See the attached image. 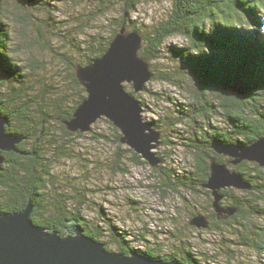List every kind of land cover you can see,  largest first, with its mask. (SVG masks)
<instances>
[{
  "label": "trees",
  "instance_id": "trees-1",
  "mask_svg": "<svg viewBox=\"0 0 264 264\" xmlns=\"http://www.w3.org/2000/svg\"><path fill=\"white\" fill-rule=\"evenodd\" d=\"M37 1L42 5L51 4L50 0ZM122 1V13L113 20V31L109 36L92 35L83 44H73L84 59L74 63L63 54V60L71 69L70 90L66 87V77L63 81L58 79V87H55L38 79V63H26L16 57L10 25L6 21L10 16L0 9V111L9 117L7 132L22 138L17 145L19 151L4 152L5 160L0 170V213L21 211L32 201L34 222L58 230L62 236L71 232L69 221L77 220L86 235L103 242L110 251L114 250L111 248L113 243L116 252L126 255L136 250L167 262L207 264L198 257L199 253L195 252L189 239L182 238L174 253H160L159 249L150 246L137 249L131 246L130 233L112 225L108 230L113 240L103 241L104 228L89 224L79 210L82 198L63 191L55 190L53 195L50 192L57 181L53 173L57 162L72 156L73 137L85 133L69 130L66 123L88 95L77 77V68L102 56L125 25L129 30H138L142 36L140 54L151 65L152 81H166L187 88L185 76L196 84V92H191L187 108H179L174 114L177 119L171 114L162 116L164 126L186 147L193 165L180 172L162 165L154 168L160 176L159 188L164 191L184 189L195 196L203 193L211 199L212 191L205 187L211 174V159L227 163L251 183L252 189L240 190L243 196L236 194L239 190L233 187L223 189L224 199L238 211L228 219H218L211 204L212 215L205 214L210 219L206 229H220L224 225L235 227L240 239L238 244L264 254V227L251 221L252 217H264V167L248 160L235 165L231 157L219 154L213 147L219 142L248 145L264 135V0H173L168 17L148 27L139 26L132 19L145 0ZM106 2L114 4L115 1H103ZM105 8L100 9L104 14L108 12ZM47 25L50 24L45 27ZM43 26L37 28L40 36L45 35ZM174 36L184 37L187 45H169V39ZM167 52L175 58L178 68L159 72L152 63ZM224 81L243 85L246 96L243 99L230 96L222 84ZM206 83L214 84L216 89L204 90ZM127 89L135 93L132 85L127 84ZM71 93L77 96L73 98ZM135 94L140 96V93ZM55 119L58 128L52 123ZM101 120L115 130L121 141V131L107 118ZM161 122L156 120L155 125L160 127ZM180 124L187 126L181 129ZM158 130L162 132V144L172 145L168 135L162 129ZM127 150L136 161L140 158L132 148ZM157 154L162 160L168 156ZM141 236L144 239L145 236ZM222 243L226 244L227 239Z\"/></svg>",
  "mask_w": 264,
  "mask_h": 264
},
{
  "label": "rangeland",
  "instance_id": "rangeland-1",
  "mask_svg": "<svg viewBox=\"0 0 264 264\" xmlns=\"http://www.w3.org/2000/svg\"><path fill=\"white\" fill-rule=\"evenodd\" d=\"M103 1L50 0V5H42L37 0H0V9L10 16L6 21L10 25L16 57L26 63H38V79L55 87H58V79L63 81L66 77V87L70 90L71 69L63 60V54L74 63L84 59L85 56H81L73 44H83L92 35L109 36L113 31V20L122 13V0H113L114 4H104ZM172 5L173 0H145L132 19L139 26L157 24L168 17ZM36 6L42 10L39 11ZM101 8L108 12L102 13ZM42 24V29L46 28L44 36H40L37 29ZM46 24L50 25L45 27ZM168 44L186 46L187 40L174 36ZM152 65L159 72L178 68L175 58L168 52ZM183 79L190 91L170 82L150 80L147 88L138 92L144 108L143 117L152 122L162 120V125L155 127L162 129L173 142L170 146L161 144L155 149L160 155H168L159 166L178 172L193 165L190 162L193 159L175 133L164 126L162 116L171 114L177 119L174 114L178 113L179 108H187L191 92H196V89L191 80L185 76ZM127 84L132 85L126 83V88ZM73 96L75 98L77 95ZM52 123L58 128V120ZM186 126L180 124L178 127L185 129ZM83 134L72 138V156L57 162L53 169L57 181L50 192L53 195L55 190L58 193L63 191L82 198L83 204L78 206L79 210L89 224L104 228L103 241L113 240L108 230L113 225L130 233L131 246L137 249L150 246L159 249L160 253H174L183 238L189 239L203 263L264 264V254L237 243L240 239L235 227L224 225L220 229L210 230L189 224L196 215H212L209 210L214 200L212 193L210 199L207 194L195 196L184 189H160V176L154 171L156 167L141 154L137 162L127 150L129 146L119 140L118 134L104 120L99 119L90 131ZM236 194L244 195L240 190ZM222 203L230 206L225 199ZM251 221L264 227V217H252ZM141 235L145 236L144 239ZM225 238L226 244L222 243ZM111 248L117 251L113 243Z\"/></svg>",
  "mask_w": 264,
  "mask_h": 264
},
{
  "label": "water",
  "instance_id": "water-1",
  "mask_svg": "<svg viewBox=\"0 0 264 264\" xmlns=\"http://www.w3.org/2000/svg\"><path fill=\"white\" fill-rule=\"evenodd\" d=\"M142 45L140 32L129 30L124 25L102 56L77 68V77L88 95L66 123L71 131L87 132L105 117L121 131L123 143L141 154L152 166L159 167L162 158L155 149L162 144V132L143 117L142 102L135 94L143 91L154 76L148 59L140 54ZM126 83L132 84L135 93L127 90ZM222 84L226 92L236 99H243L247 94L243 85L228 81ZM205 86L204 90L216 89L212 83ZM8 124L9 117L0 111V170L5 160L4 152L19 151L17 145L22 140L18 135L7 132ZM213 147L219 154L231 157L235 165L248 160L264 167V135L248 145L219 142ZM210 168L205 187L212 191L213 208L218 219H227L238 209L223 205L225 194L222 190L229 187L250 190L252 185L227 163L211 159ZM33 210L34 204L30 201L21 211L0 213V264H184L152 258L136 250L130 255L110 251L103 242L86 235L77 225V220L69 221L68 230L71 232L62 236L58 230L35 223ZM190 224L208 228L210 220L199 214Z\"/></svg>",
  "mask_w": 264,
  "mask_h": 264
},
{
  "label": "bare ground",
  "instance_id": "bare-ground-1",
  "mask_svg": "<svg viewBox=\"0 0 264 264\" xmlns=\"http://www.w3.org/2000/svg\"><path fill=\"white\" fill-rule=\"evenodd\" d=\"M208 76V75H207ZM133 87V86H132ZM180 89V88H179ZM162 121V120H161ZM154 123V122H153ZM156 123V122H155ZM211 144V143H210ZM191 162V161H190ZM229 188H232V187H229ZM182 230V229H181ZM191 235V234H190Z\"/></svg>",
  "mask_w": 264,
  "mask_h": 264
},
{
  "label": "flooded vegetation",
  "instance_id": "flooded-vegetation-1",
  "mask_svg": "<svg viewBox=\"0 0 264 264\" xmlns=\"http://www.w3.org/2000/svg\"><path fill=\"white\" fill-rule=\"evenodd\" d=\"M228 219V218H227Z\"/></svg>",
  "mask_w": 264,
  "mask_h": 264
}]
</instances>
